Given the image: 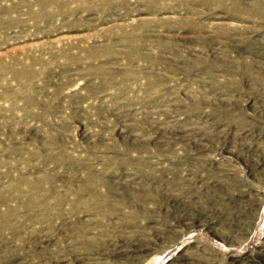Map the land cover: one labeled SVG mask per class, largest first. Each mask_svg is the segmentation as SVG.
Returning a JSON list of instances; mask_svg holds the SVG:
<instances>
[{
  "label": "rangeland",
  "instance_id": "obj_1",
  "mask_svg": "<svg viewBox=\"0 0 264 264\" xmlns=\"http://www.w3.org/2000/svg\"><path fill=\"white\" fill-rule=\"evenodd\" d=\"M42 1L0 0V264H264V0Z\"/></svg>",
  "mask_w": 264,
  "mask_h": 264
},
{
  "label": "bare ground",
  "instance_id": "obj_2",
  "mask_svg": "<svg viewBox=\"0 0 264 264\" xmlns=\"http://www.w3.org/2000/svg\"><path fill=\"white\" fill-rule=\"evenodd\" d=\"M20 1V0H19ZM23 1H25V0H23ZM29 1V0H28ZM61 0H43L42 2H40L41 4H43V7H46L47 5H49V4H56V5H59L61 2H60ZM108 1V0H107ZM91 2V1H90ZM113 2V0H111V2L110 1H108V2H106V3H112ZM22 3H26V2H19L18 3V5H20V4H22ZM101 3V2H100ZM106 3H104V4H106ZM40 4V5H41ZM68 4H69V2H68ZM99 4V3H98ZM102 5V7H104L105 5ZM114 4V3H113ZM112 4V5H113ZM92 5V4H91ZM97 5V4H96ZM87 6H90V5H87ZM93 6H95L94 4H93ZM1 7V6H0ZM48 7V6H47ZM67 7V6H66ZM97 7V6H96ZM61 8H63V6H61ZM90 8V7H89ZM92 8V7H91ZM9 9V8H8ZM40 9H42L41 7H40ZM5 10V9H4ZM4 10L3 9H0V13H2V12H4ZM9 10H11V9H9ZM42 12H44V11H42ZM73 12V11H72ZM49 13H51V12H49ZM53 13V12H52ZM51 13V14H52ZM19 15V14H18ZM28 15H30V13L28 14ZM32 15V14H31ZM48 15V13H46V16ZM53 15V14H52ZM20 16V15H19ZM48 17H49V15H48ZM48 17H47V19H48ZM3 18V17H2ZM21 19H23V18H21ZM8 20H10V23L12 24V21H14V18H9ZM4 21H7V20H4ZM18 21H20L21 22V20H18ZM3 25V24H2ZM5 25V24H4ZM23 28V27H22ZM122 37H124V36H122ZM126 42V41H125ZM110 43H111V41H110ZM112 44V43H111ZM69 45H70V43H69ZM78 45H80V44H78ZM68 46V45H67ZM107 46H109V45H107ZM49 48H53L52 47V44L51 45H49L48 46ZM64 49H66V47L64 48ZM69 49V48H68ZM29 50H31V49H29ZM52 50V49H51ZM51 50H49V51H51ZM62 50V49H61ZM128 50V49H127ZM67 52H69V51H67ZM31 53V52H30ZM40 53V52H39ZM51 53V55H52V51L50 52ZM54 53V52H53ZM15 54V53H14ZM26 54V53H25ZM69 54H71V53H69ZM16 55V54H15ZM27 56H31L30 54H28L27 53ZM71 57H73V56H71ZM31 58V57H30ZM3 58H0V60H2ZM17 64H21V70H18V71H16L15 70V68L13 69V70H15V72H16V75L15 76H20V75H22V76H25L26 78H27V80H29L28 79V76H29V74L31 75V72H30V67L28 68V66H25V65H27V64H25L24 62H23V60H21V59H19V58H17L16 56H13L12 57V62H11V65H17ZM6 68L8 67V62H7V65L5 64L4 65ZM10 70V69H9ZM22 86H20V90H22V89H24L23 90V92H21L22 94H25V93H27L28 92V87H29V82H27V83H20ZM17 90H15L13 93H15L14 95H15V97L16 96H18V94L19 93H17L16 92ZM7 92H10V90L9 91H7ZM20 93V94H21ZM4 94V93H3ZM5 96V95H4ZM21 96V95H20ZM26 96V99H27V101H31V95H29V94H27V95H25ZM24 97V96H23ZM17 98V97H16ZM25 99V100H26ZM14 99H12V101H13ZM28 103V102H27ZM29 105V104H28Z\"/></svg>",
  "mask_w": 264,
  "mask_h": 264
}]
</instances>
